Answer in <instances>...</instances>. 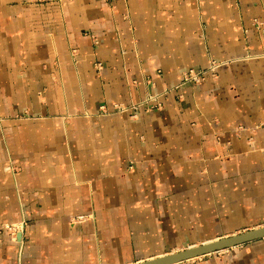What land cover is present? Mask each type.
<instances>
[{"label":"crops","instance_id":"crops-1","mask_svg":"<svg viewBox=\"0 0 264 264\" xmlns=\"http://www.w3.org/2000/svg\"><path fill=\"white\" fill-rule=\"evenodd\" d=\"M263 227L264 0H0V264H140ZM178 264H264V238Z\"/></svg>","mask_w":264,"mask_h":264},{"label":"water","instance_id":"water-1","mask_svg":"<svg viewBox=\"0 0 264 264\" xmlns=\"http://www.w3.org/2000/svg\"><path fill=\"white\" fill-rule=\"evenodd\" d=\"M264 238V227L140 264H178Z\"/></svg>","mask_w":264,"mask_h":264},{"label":"built area","instance_id":"built-area-1","mask_svg":"<svg viewBox=\"0 0 264 264\" xmlns=\"http://www.w3.org/2000/svg\"><path fill=\"white\" fill-rule=\"evenodd\" d=\"M220 67L219 63H212L210 65V67L206 70H187L185 72L182 73L181 75V81H180V86H185L187 84H193V85H199L201 83H203L205 80H207L208 78H215L218 72V69ZM157 96H151L146 102H144L143 104H141V106H147L149 109H156V108H160V104L157 103L158 102ZM137 107V106H136ZM136 107H134V109H136ZM105 109V108H102ZM119 110H126L129 108H118ZM24 222L21 223L20 225H16V226H9L6 228L7 231H9L11 233V236L13 237L14 241H18L17 240V233L21 232L24 228Z\"/></svg>","mask_w":264,"mask_h":264},{"label":"bare ground","instance_id":"bare-ground-1","mask_svg":"<svg viewBox=\"0 0 264 264\" xmlns=\"http://www.w3.org/2000/svg\"><path fill=\"white\" fill-rule=\"evenodd\" d=\"M210 243V242H209ZM197 247V246H196ZM191 248H195V246L194 247H191Z\"/></svg>","mask_w":264,"mask_h":264},{"label":"rangeland","instance_id":"rangeland-1","mask_svg":"<svg viewBox=\"0 0 264 264\" xmlns=\"http://www.w3.org/2000/svg\"><path fill=\"white\" fill-rule=\"evenodd\" d=\"M229 250V249H228ZM225 251V250H224ZM220 252H222V251H220ZM218 253V252H217Z\"/></svg>","mask_w":264,"mask_h":264}]
</instances>
